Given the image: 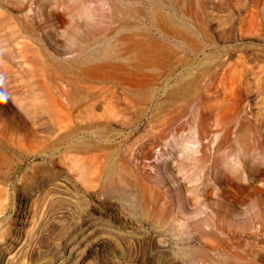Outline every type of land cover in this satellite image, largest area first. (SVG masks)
Returning a JSON list of instances; mask_svg holds the SVG:
<instances>
[{"label": "rangeland", "instance_id": "rangeland-1", "mask_svg": "<svg viewBox=\"0 0 264 264\" xmlns=\"http://www.w3.org/2000/svg\"><path fill=\"white\" fill-rule=\"evenodd\" d=\"M263 129L264 0H0L9 264H264Z\"/></svg>", "mask_w": 264, "mask_h": 264}, {"label": "bare ground", "instance_id": "bare-ground-1", "mask_svg": "<svg viewBox=\"0 0 264 264\" xmlns=\"http://www.w3.org/2000/svg\"><path fill=\"white\" fill-rule=\"evenodd\" d=\"M73 1V0H72ZM76 5H77V1H74V3H73V6H74V8L76 7ZM118 7V10L119 11H121V12H125L129 17V19H130V16H132V14H133V10H132V8L131 7H127V9H125L123 6H121V5H119V6H117ZM87 9V8H86ZM170 18V17H169ZM158 19V18H157ZM171 19V18H170ZM167 23V22H166ZM164 24V23H163ZM185 29V28H184ZM181 30V29H180ZM201 30V29H200ZM176 31H178V30H176ZM183 31V30H182ZM178 33V32H177ZM183 33H185V32H183ZM203 33V32H202ZM186 35H190L189 33L187 34V32H186ZM191 36V35H190ZM189 36V37H190ZM196 41V40H195ZM175 51V50H174ZM99 52H101V51H99ZM102 54H104L105 56H107V57H112V56H114V49H113V47L111 46V45H109V44H107V47L106 48H104V49H102ZM175 54V53H174ZM92 57H95V56H97V54L96 53H93L92 55H91ZM187 88V87H186ZM186 88L185 87H181L179 90H178V92H184V91H186ZM177 96V95H176ZM88 107H90L91 108V106H88ZM82 107H79L77 110H75V111H71V112H68V113H66V112H62L61 111V113H62V119H60L59 121L61 122L60 124H62V121H64L66 124H65V126H64V129H67L68 128V125H69V122H71L72 120H73V118H77V117H79L82 113L80 112L79 113V110L80 111H82ZM73 110V109H72ZM250 112V111H249ZM206 114V113H205ZM204 115V114H203ZM209 116V115H208ZM195 118V117H194ZM56 119V118H55ZM252 119H253V117H252ZM254 120V119H253ZM5 123V122H4ZM262 124V123H261ZM62 126H63V124H62ZM255 127V126H254ZM254 130H256V129H254ZM264 130V129H263ZM249 134V133H248ZM251 135V134H250ZM243 136V135H242ZM258 136V135H257ZM69 137V136H68ZM244 137V136H243ZM74 138V137H73ZM256 139V138H255ZM254 138L252 139H249V137L248 138H238L237 140H236V144H237V147L239 148H237L238 150H240V149H245L244 151L245 152H243V154H241V153H239V155H238V158H241L242 156H246L247 154H248V152L250 153H252V155L251 154H248V155H250L251 157L253 156V152L254 151H257V149H260V151L264 148V139H260V140H258V141H256ZM256 141V142H255ZM8 143V142H7ZM225 143V142H224ZM220 146V145H219ZM234 146V145H233ZM236 146V145H235ZM235 148V147H234ZM237 149H236V151H237ZM233 150V149H232ZM259 151V150H258ZM259 151V153H262V154H264V152H263V150H262V152H260ZM255 153V152H254ZM256 154V153H255ZM256 155H258V154H256ZM255 155V156H256ZM263 156V155H262ZM1 158V157H0ZM226 160V159H225ZM223 162V161H222ZM225 163V162H224ZM241 163V162H240ZM242 163H243V165L245 164V161H243V159H242ZM225 165H226V163H225ZM229 165V164H228ZM232 165V164H231ZM239 165V164H238ZM227 166V165H226ZM225 166V170L227 169L228 171H227V173H228V175H229V173H231L232 174V176L236 179H238L240 176H241V171L239 170V169H237V168H234L233 166L232 167H226ZM241 167V166H240ZM243 167V166H242ZM254 167V166H253ZM242 171H245V170H242ZM254 173H255V177H261V176H264V164H263V166L261 167V166H256V167H254ZM227 175V176H228ZM225 178H226V175H225ZM260 179H262V178H260ZM264 179V178H263ZM120 180L121 181H123V177L122 176H120ZM124 182V181H123ZM28 198H26V199H24V202L22 203V205H20V207H21V211L22 212H24L25 213V211L27 212L28 211V209H27V205H28V200H27ZM255 207V205H252V208H254ZM232 213H233V215H237V214H235L232 210H230ZM231 212H229V213H231ZM20 213V212H19ZM229 213H224V214H222V219H221V222H222V225H221V229H222V231L223 232H227V231H230V228H231V224H229L230 223V221L228 220L229 219ZM3 215V214H2ZM26 216V215H25ZM259 217H260V219L262 220H264V214L263 213H260L259 214ZM259 219V218H258ZM247 223V222H246ZM221 224V223H220ZM246 225H248V223L246 224ZM245 225V226H246ZM178 229V228H177ZM232 229H233V227H232ZM236 230V229H235ZM246 230V229H245ZM17 232V231H16ZM233 232V231H232ZM235 232V231H234ZM181 233V232H180ZM259 234L262 236V238H261V240H257L256 239V237H255V239H256V241L255 240H253L254 242H255V245H257V249L259 250V251H262L263 249H264V221H262V224H261V230H260V232H259ZM18 238H20V237H18ZM254 238V237H253ZM20 239H22V238H20ZM8 241V240H7ZM248 242V241H247ZM19 243H21V242H19V239H16V240H13L11 243H10V245H11V247H15L17 244H19ZM6 244V243H5ZM248 244V243H247ZM252 244V243H251ZM229 243H228V241L226 240L225 241V243L223 244V247H224V249L225 250H228V247H229ZM248 246V245H247ZM9 247V246H8ZM253 247V246H252ZM251 248V247H250ZM255 248V247H254ZM14 250V249H13ZM253 251V250H252ZM225 252V251H224ZM14 253V252H13ZM16 253V252H15ZM18 253V252H17ZM13 255V254H12ZM15 256V255H14ZM16 259H17V257H16ZM13 257L12 256H10V254L9 253H0V264H9V262L11 261L12 263H13ZM11 263V264H12Z\"/></svg>", "mask_w": 264, "mask_h": 264}]
</instances>
